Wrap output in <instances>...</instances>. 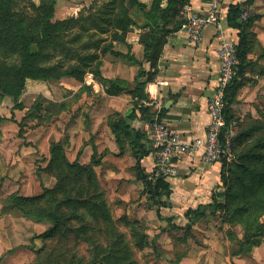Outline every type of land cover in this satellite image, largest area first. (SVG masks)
Returning a JSON list of instances; mask_svg holds the SVG:
<instances>
[{
  "label": "rangeland",
  "instance_id": "374dc122",
  "mask_svg": "<svg viewBox=\"0 0 264 264\" xmlns=\"http://www.w3.org/2000/svg\"><path fill=\"white\" fill-rule=\"evenodd\" d=\"M105 1L88 0L75 14L66 16L79 21L54 49L50 45L45 49L51 53L49 59L37 61L42 74H60V78H28L18 99L0 92V127L9 159L0 166V264H89L94 260L101 264H264L259 251L255 250V256L254 248L251 253L244 249V227H255L253 232L264 227V174L253 180L264 172V47L252 45L248 75L240 89L243 95L233 106L239 129L234 151L224 167V160L220 162L218 181L208 200L201 202L207 206L204 215L188 229L184 213L196 208L200 200L173 198L171 185L167 197L164 194L156 202L135 167L140 151L134 152L125 138L121 147L116 144L112 124L131 112L136 99L128 92L108 93L109 83L90 67L101 68L103 75L105 69L106 78L125 79L131 85L138 64L114 53L122 49L141 59L142 50L111 42V35L99 29L85 30L89 25L85 17L94 15ZM108 43L114 50L103 52ZM9 51L6 55L0 48V78L15 87L16 76L10 69L22 65L23 51ZM76 66L88 71L82 81L64 74ZM48 106L52 107L49 112ZM128 121L142 129L147 120L139 112L138 118ZM53 144L62 145L68 162L61 158L60 149L52 161ZM108 147L113 153L102 156ZM15 153L21 157L17 163L11 161ZM148 156L147 175L152 169V155ZM42 183L49 189L46 196L25 200L23 205L40 215L56 214L60 228L53 235L32 240L53 227V222L23 214L12 197L39 194ZM215 192L224 194L217 198L221 206L216 209ZM157 204L162 215L171 219L169 225L167 219L158 217ZM32 241L38 251L27 247Z\"/></svg>",
  "mask_w": 264,
  "mask_h": 264
},
{
  "label": "trees",
  "instance_id": "16d2710c",
  "mask_svg": "<svg viewBox=\"0 0 264 264\" xmlns=\"http://www.w3.org/2000/svg\"><path fill=\"white\" fill-rule=\"evenodd\" d=\"M25 1L29 2L27 6L23 4ZM188 0H166L163 5V0H153L150 8L143 0H106L96 13H93L92 9L89 10V15L85 17V20L89 23L85 30H100L101 33L110 34L111 42L119 41L127 43L126 38L128 32L132 26L139 24L131 16L132 8H138L149 19L150 23L143 25L146 31L141 33L139 38L140 43L143 45L142 58L138 59L129 53L124 54L122 51L116 50L114 54L121 56H128L130 60L138 64V73L134 77L132 84L130 85L125 79H108L101 71V68L90 67L89 63L85 65L90 67L95 75L99 76L101 81L108 82L107 92L113 95H119L122 93H131L136 99L135 105L131 112L120 120L115 121L112 124V131L116 138L117 144L121 147L123 139L128 140L130 146L136 153L135 167L141 180L146 185L147 191L153 198H157L156 202H160L161 196L167 195L171 190V183L167 177L163 176L157 180H148V175L145 172L142 160L151 154L149 142L146 138V134L143 129L136 128L133 124H130L128 120H135L138 118L139 112L144 114L146 120L152 119L155 115L152 107L145 102L149 100L150 93L147 91V84L150 81L156 79L158 72V64L163 52L164 44L166 42V36L169 33L177 32L180 30L183 19L182 9ZM246 3L251 4V0H246ZM56 5L57 0H40L36 3L34 0H0V48H2L5 54L10 55V49H22L23 61L19 67H11L10 71L16 76V86H10L6 83L7 79L0 78V92L3 94L14 95L16 99L19 97L26 87V80L39 79V78H60V74L44 75L41 73V66L37 64L39 60H46L51 57V53L45 52V49L50 45L51 48L56 46V43L63 36L69 34L73 30L74 23L79 21V18L69 17L65 19L56 18ZM227 25L236 31L235 39L237 43L238 56L240 58L239 75L233 82L227 87L225 91L226 107L225 113L228 122L234 120L233 105L237 101V94L243 86V79L248 69L249 59L248 54L251 50L252 44L255 40L256 34L253 31L255 16L252 15L247 21L240 20V5L239 3H231L229 5L228 13L226 15ZM83 24H86L85 22ZM71 30V31H70ZM103 48V52L114 50L111 43ZM128 44V43H127ZM129 46V45H128ZM54 49V48H53ZM65 50L63 45L61 48ZM68 49V48H67ZM94 57V55H91ZM150 64V68L146 69L144 64ZM102 64V63H101ZM100 64V66H101ZM2 68L0 67V75ZM5 71V68H3ZM88 72L86 68L82 69L79 66L72 67L64 71L65 75L74 76L78 80L84 79V73ZM11 78V77H10ZM54 104L51 103V106ZM46 107L49 112L52 107ZM38 107V106H37ZM162 116V114H161ZM239 139V129L237 130V136L232 144V151H234L236 142ZM60 149L61 158L68 162L64 148L60 144H53L51 148L52 161L56 156V150ZM109 150H105L101 155L104 156ZM121 154V153H119ZM98 155L97 147L94 146L93 158L96 160ZM226 159H224L222 166L224 167ZM40 170L37 173L40 174ZM264 172L256 175L253 180L260 178ZM263 177V176H262ZM42 191L39 194L33 196H19L14 195L12 197V203L18 207L23 214L32 216L37 220H49L53 222V227H50L46 231L35 235L32 240L37 237L50 236L57 233L59 228L58 216L56 214L40 215L35 211L27 210L23 205V202L28 199L42 198L46 196L49 189L42 183ZM224 194L215 192L213 194V202L216 203V208L221 206L220 201H216L218 197H223ZM163 203L166 205V201L162 197ZM211 203V204H212ZM157 214L160 219H167L168 225L170 224V218L164 217L161 213V205L157 204ZM207 206L202 203L196 208L189 207L184 216L188 220L186 228L190 229L192 226L202 218L204 210ZM105 219L107 216L102 214ZM174 225L173 228H180ZM255 227H244L245 240L244 249L251 251L253 246L260 244L264 237V227H257L256 232H253ZM249 232V236L247 235ZM32 245L27 246L29 249L36 251L35 243L32 241ZM38 251V250H37ZM42 264H46L43 261ZM89 264H101L98 260L91 261Z\"/></svg>",
  "mask_w": 264,
  "mask_h": 264
},
{
  "label": "crops",
  "instance_id": "0c3cea01",
  "mask_svg": "<svg viewBox=\"0 0 264 264\" xmlns=\"http://www.w3.org/2000/svg\"><path fill=\"white\" fill-rule=\"evenodd\" d=\"M143 1L146 2L148 8H150L153 0ZM205 1L206 0H189L188 2L196 9H201L204 7ZM220 1L223 26L227 27L226 15L229 5L235 3L236 0ZM163 2V5H165L166 0H163ZM86 3H88V0H57L56 18L64 19L70 14H75L78 9L77 7L85 5ZM250 5L253 15L255 16L253 31L257 33V39L253 44L257 43L264 47V0H251ZM58 14H60V16ZM131 16L142 26L150 23L144 13L136 7L132 8ZM145 31L146 29L144 28H140L136 25L132 26L126 38L128 44H122H124V46L129 45L133 50L140 47V50L143 51V45L140 43L139 38L141 32ZM231 34L235 37L236 31L232 29ZM218 47L219 43L215 36L214 26L206 27L204 38L198 44L190 43L181 29L177 32L169 33L166 36V42L159 60L157 77L147 84L146 89L150 93V98L145 103L151 106L153 110H157L161 105L160 111L164 120L182 133L184 138L197 135L204 136L206 133L207 125L210 121L208 110L209 99L214 93L221 66L217 53ZM120 50L123 51L122 49ZM144 66L146 69L150 68V64L147 62ZM132 70L135 71L134 66H132ZM103 73L107 76L105 69ZM247 75L248 71L245 77ZM157 81H164L165 83L157 87ZM244 88L245 87L242 89ZM242 95L243 91L240 90L237 94V98L241 99ZM148 121L149 120L145 123ZM135 126L137 128L139 127V125ZM7 150V146L4 143V131L2 127H0L1 167H4L2 165H6L9 162V159L5 155ZM108 150L110 154L113 153L112 150L114 149L108 147ZM107 155L106 153L104 157ZM150 155H152V153ZM148 157L149 156H146L144 158L142 163L143 166L149 165ZM145 159L148 161L147 163ZM20 160L21 157L15 153L11 161L17 163ZM150 161L152 164V166L151 164L150 166L153 167V155ZM178 166L179 174L168 178L172 185L173 198H179V196H183L180 199L191 197L195 200H200V202H197V205L202 204V201L206 202L212 193V187L220 176L221 163H205L202 161L201 156L197 154L192 157H183L178 162ZM166 204H169V202ZM253 248V254H255V256L256 251H259L260 255L263 256L264 237L260 244L253 246ZM253 248L249 253L253 251Z\"/></svg>",
  "mask_w": 264,
  "mask_h": 264
},
{
  "label": "built area",
  "instance_id": "2783aa9c",
  "mask_svg": "<svg viewBox=\"0 0 264 264\" xmlns=\"http://www.w3.org/2000/svg\"><path fill=\"white\" fill-rule=\"evenodd\" d=\"M189 1V0H188ZM240 5V20L247 21L253 11L246 0H236ZM181 31L192 44L200 43L204 38L207 26L215 27L218 40L217 49L220 59V73L214 93L209 99L208 110L210 121L204 136L184 138L182 133L173 128L161 116V105L155 115L144 125V132L152 150L154 164L148 174V180L160 177H172L179 174L178 162L183 157L199 154L205 163L221 162L232 155V144L237 136L238 127L233 120L228 122L225 107V91L239 75L240 58L237 51V41L232 36L228 25L223 26L220 0H206L201 9H196L187 2L182 9ZM157 81V87L164 85Z\"/></svg>",
  "mask_w": 264,
  "mask_h": 264
}]
</instances>
